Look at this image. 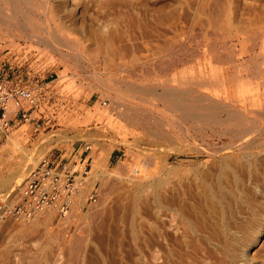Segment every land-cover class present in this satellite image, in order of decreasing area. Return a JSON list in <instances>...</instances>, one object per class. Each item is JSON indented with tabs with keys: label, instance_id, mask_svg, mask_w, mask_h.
<instances>
[{
	"label": "rangeland",
	"instance_id": "rangeland-1",
	"mask_svg": "<svg viewBox=\"0 0 264 264\" xmlns=\"http://www.w3.org/2000/svg\"><path fill=\"white\" fill-rule=\"evenodd\" d=\"M66 5L73 14L64 22L75 45L39 35L28 18L0 24V75L42 100L29 122H12L1 148L0 264H141L133 234L143 216L149 229L154 173L183 169V179L217 160L241 158L224 135L230 130L182 119L171 106L201 97L214 108L239 89H264V0ZM165 89L180 92L167 98ZM255 150L254 186L264 194V147ZM48 156L87 172L75 174L73 208L34 222L5 214ZM178 174L168 177L178 181ZM257 250V264H264V235L251 255Z\"/></svg>",
	"mask_w": 264,
	"mask_h": 264
},
{
	"label": "bare ground",
	"instance_id": "bare-ground-1",
	"mask_svg": "<svg viewBox=\"0 0 264 264\" xmlns=\"http://www.w3.org/2000/svg\"><path fill=\"white\" fill-rule=\"evenodd\" d=\"M66 3L67 0H0V24L31 18V21L26 20L39 35L45 33L55 38V42L64 40L66 44L75 45L76 40L71 37V31L66 30L64 22L73 14ZM258 87L246 91L239 89L235 92V99L229 95L231 99L228 96L217 98L214 108L204 106L202 103L208 101L201 97L182 102L178 99L177 103L172 101V109L179 111L182 119L199 120L232 131L224 135L235 142L234 148L230 149H235L241 158H236L239 161L223 158L217 160L214 167L193 169L190 174L184 171L188 174L183 179V175L179 176L183 169L167 170V167L154 173L149 229L144 230L146 217H139L140 224L133 234L135 253L141 264H257L260 260V250L251 255L264 235V194L260 186H254L260 170L254 165L258 161L255 149L264 147L263 140H259L264 136V89ZM172 92L174 95L175 90L165 89L162 95L168 98ZM45 140L50 142L47 137ZM75 169L83 176L85 168ZM164 172L168 173L160 177ZM171 174L173 177L178 174L180 179L171 180L168 177ZM183 183L188 186L182 187ZM71 206L73 208V199ZM51 211L57 210L48 209L30 221L34 222Z\"/></svg>",
	"mask_w": 264,
	"mask_h": 264
},
{
	"label": "built area",
	"instance_id": "built-area-1",
	"mask_svg": "<svg viewBox=\"0 0 264 264\" xmlns=\"http://www.w3.org/2000/svg\"><path fill=\"white\" fill-rule=\"evenodd\" d=\"M41 107L42 100L32 89L21 86L9 76L0 75V153L13 129L12 122L18 118L29 122L32 111H39ZM63 161L59 157L43 158L21 186L19 203L5 214L30 220L52 208L66 216L76 193L75 174L80 171ZM84 174H87L86 170ZM90 199H94V195Z\"/></svg>",
	"mask_w": 264,
	"mask_h": 264
}]
</instances>
